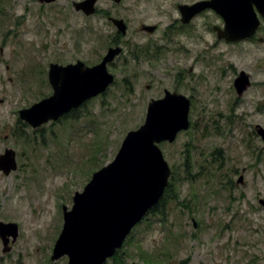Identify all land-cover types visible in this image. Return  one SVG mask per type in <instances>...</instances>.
<instances>
[{
  "label": "rangeland",
  "instance_id": "obj_1",
  "mask_svg": "<svg viewBox=\"0 0 264 264\" xmlns=\"http://www.w3.org/2000/svg\"><path fill=\"white\" fill-rule=\"evenodd\" d=\"M71 1L79 0L51 7ZM146 4L138 19L160 25L148 42L157 43L163 60L134 63L130 54L127 66L126 41L138 47L141 38L127 40L107 16L85 18L70 6L59 17L36 0H0V154L12 149L18 162L0 178V221L19 226L11 251L3 254L0 244V264H67V257L51 259L62 208L71 209L75 193L113 161L165 90L192 95L191 125L161 145L173 171L163 215L132 230L122 261L264 264V143L255 134L264 127V44L219 43L203 24L199 31L178 29L156 0ZM99 7L123 14L122 5L107 0ZM114 41L123 53L109 64L115 82L105 94L37 129L20 120V110L52 94L50 63L97 65ZM242 71L251 86L238 96L234 82Z\"/></svg>",
  "mask_w": 264,
  "mask_h": 264
},
{
  "label": "water",
  "instance_id": "obj_2",
  "mask_svg": "<svg viewBox=\"0 0 264 264\" xmlns=\"http://www.w3.org/2000/svg\"><path fill=\"white\" fill-rule=\"evenodd\" d=\"M40 1L50 3L54 0ZM232 1L229 5L233 10L228 16L232 20H227L219 38L240 42L253 36L258 23L249 18L248 0ZM96 2L86 0L75 7L91 16L95 13ZM202 4L189 7L191 11H186V19L198 13ZM113 23L125 33L122 20H113ZM121 52L119 47L110 48L103 61L93 67L82 61L67 66L51 64L48 79L53 94L21 110L20 118L37 128L57 121L104 93L114 82L107 65ZM234 86L237 94L242 95L250 86L249 76L241 72ZM189 110L188 98L168 91L163 99L149 104L144 124L128 132L115 159L95 172L82 192L75 193L72 209L63 208L64 226L54 246L53 261L66 256L68 264H105L122 247L132 228L158 203L168 186L171 171L159 144L173 143L180 132L188 130ZM257 134L264 143V128L258 126ZM16 169L15 152L7 150L0 157V170L8 175ZM259 204L264 207V200L260 199ZM18 235L16 224L0 222L4 253L11 250L10 239L15 243Z\"/></svg>",
  "mask_w": 264,
  "mask_h": 264
},
{
  "label": "flooded vegetation",
  "instance_id": "obj_3",
  "mask_svg": "<svg viewBox=\"0 0 264 264\" xmlns=\"http://www.w3.org/2000/svg\"><path fill=\"white\" fill-rule=\"evenodd\" d=\"M84 1L86 0L71 1L70 4L65 2L63 6L58 8L51 7L56 2L52 4H47L44 3L45 2L44 1V2H40L41 3L40 7L42 8L49 7L50 11L48 13L56 14L59 17L60 16L62 17L64 13L69 10L70 6L77 14L84 16L85 18L96 16L98 14H101L102 16H107L109 22H111L112 26L117 30V33L120 35H122V33L113 23V20H122L123 25L125 27V33L122 36L127 38L128 35L130 36L132 35L134 38H136V36L138 38H141V42L137 43L139 45L138 47H133L132 45H130L129 40L127 38L128 42L126 41L124 48L128 55L127 66H130L131 64L130 54H132L133 59L136 60L134 63L163 60V57H161L160 53L157 51V48H159L157 47V43L148 42L149 37H151L152 35H156L158 32H160V25L156 23L147 24L144 23V21H142L141 19H138L139 17L142 16L141 6L147 5L146 3L150 4L152 3L153 0H119L118 2H115L114 0H107L111 2L114 6H121V5L123 6V14H121V12H114L113 15L109 11L102 10L99 7V2H101L102 0H97L94 6L95 13L91 16H86L81 9L77 10V8L75 7V4H79ZM156 1L158 2L160 10L163 12L166 18L169 21L176 23L178 29L189 30L190 28L194 27L197 31H199L203 24V26H205L210 32H212V34L217 38V41L219 43H224L229 46H238L241 44L254 43V42H258L259 44H264V34L262 33V29L264 28V0H248L246 2L248 6L250 4L249 18L250 20L257 21L258 27L251 38L245 39L244 41L241 42H231V41H227L224 38H219V34L221 33L220 31H224L226 28L227 20H232V17L228 18L229 11L233 10V7L230 6L231 4L229 5L230 1L232 0H156ZM243 1L244 0H242L241 2L243 3ZM199 3H204L201 6H199L201 8L200 11H198V13L193 15V17L186 19L188 17L186 11L189 10V7L197 5ZM239 12L241 13V9H239L238 15H240ZM200 20L202 22H200ZM212 20L214 21L213 24H211ZM168 29H171V31L174 30L172 29V27H169ZM155 41H157V39ZM113 46L120 47L121 44L119 42L118 43L116 42L115 44H113ZM141 58L143 59V61H139ZM6 150H4V152ZM2 154L3 153H1L0 156ZM15 157L17 159V154L15 155ZM3 176H9V175H5L3 172H0V178ZM0 244L2 243L0 242Z\"/></svg>",
  "mask_w": 264,
  "mask_h": 264
},
{
  "label": "trees",
  "instance_id": "obj_4",
  "mask_svg": "<svg viewBox=\"0 0 264 264\" xmlns=\"http://www.w3.org/2000/svg\"><path fill=\"white\" fill-rule=\"evenodd\" d=\"M45 82H46V81H45ZM67 116L69 117L70 114H69V115H66V118H68ZM66 118H65V119H66ZM219 155H220V154H219ZM171 180L173 181V177H172ZM172 181H171L170 186H169L168 190L166 191L164 197L160 200V202H159L156 206H154V207L149 211V213L146 215V218H145L144 220H146V219H147L148 217H150V216H159V215H163V209H164V207H165V205H166V202H167V199H168V196H169V190H170V188L172 187V184H173ZM122 250H123V249L118 250V251L115 253V255H114L110 260L115 261L116 263L120 262L121 264H125L124 261H122V259H123ZM106 264H107V263H106Z\"/></svg>",
  "mask_w": 264,
  "mask_h": 264
}]
</instances>
